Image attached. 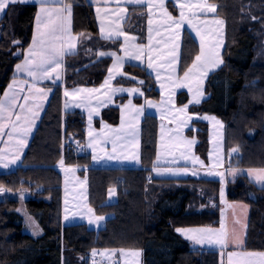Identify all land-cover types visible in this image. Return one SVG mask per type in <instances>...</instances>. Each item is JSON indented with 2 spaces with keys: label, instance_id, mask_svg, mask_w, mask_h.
<instances>
[{
  "label": "trees",
  "instance_id": "16d2710c",
  "mask_svg": "<svg viewBox=\"0 0 264 264\" xmlns=\"http://www.w3.org/2000/svg\"><path fill=\"white\" fill-rule=\"evenodd\" d=\"M74 8V32L91 34L65 64L64 84H48L53 94L29 144L21 165L0 169V187L9 192L24 188V201L36 221L37 233L26 231L20 200L0 199V264H90L89 255L99 249L140 250L142 264H221L218 250L194 249L176 229L191 226H218L220 209L209 207L220 201L221 181L215 179H153L150 167L156 157L160 119L147 115L143 121L142 162L139 168L91 167L88 155H77L69 146L85 140L83 113L63 110V89L78 85H100L111 58L97 60L100 50H120L121 42L105 40L98 33L92 4L68 0ZM217 13L226 23L223 66L207 81L209 97L193 112L220 117L226 125V148H237L229 166L240 169L264 168V0H215ZM37 10L34 3L11 4L0 24V98L13 78V67L31 41ZM143 10V9H142ZM255 17V19H253ZM144 26L145 18H141ZM144 33V30L142 34ZM18 41L19 43H15ZM197 41L188 32L183 39L181 73L194 62ZM127 73L144 79L150 96H158L155 78L142 66L127 64ZM119 83H127L123 78ZM190 99L187 91L177 96V104ZM106 108L102 118L119 121V104ZM197 153L207 159L210 147L207 124L197 131ZM88 166L91 204L99 213L109 214L105 227L95 230L85 223L63 225L62 183L58 167ZM43 185L45 192H35ZM112 188L118 200L108 203ZM1 192V191H0ZM3 192V191H2ZM228 200L251 206L245 249L264 251V188L246 175L228 186Z\"/></svg>",
  "mask_w": 264,
  "mask_h": 264
},
{
  "label": "crops",
  "instance_id": "0c3cea01",
  "mask_svg": "<svg viewBox=\"0 0 264 264\" xmlns=\"http://www.w3.org/2000/svg\"><path fill=\"white\" fill-rule=\"evenodd\" d=\"M88 3L92 4L94 9V14L96 18L98 33L101 38L105 40H117L121 42L120 50H100L97 53V60L104 58H111V64L109 66L108 72L105 79L100 85L89 86V85H78L75 87H65L63 89V110L65 112H81L85 117V140L82 143L87 149V155L91 161V167H106V168H139L143 166L142 162V134H143V121L147 115H154L160 119L158 127V137H157V151L156 157L153 165L150 167V176L153 179H215L221 181L222 188L225 187V192H220L221 200V212H220V222L218 226H191V227H181L182 229H203L211 228L214 230H220L221 225H224L225 230L230 235V209L231 203H238V207L233 208V212L242 210L240 219L245 217L247 221L249 220L251 213V206L245 201H230L228 200V186L230 182L238 180L241 175H246L248 170L251 169H240L237 167L229 166V161L233 157L235 152H228L226 148V125L225 122L218 116L199 113L192 111L193 108L201 104L210 95L207 88V84L202 85L201 90H203V95L199 98L200 103H193V95H190V99L186 104H177V96L181 91L182 87L179 89H171V96L166 98L164 96L162 82L165 81L168 84L183 76L181 73V58L183 51V39L185 33L188 32L197 41L199 46V52L197 55L201 54V37L203 36V49L204 46H211L214 42V30L215 27H220L217 24L212 23L215 19H221L218 16L217 10L215 13H208L206 16L200 15V19L207 20V25L200 24L198 21L194 20L193 23L196 27L185 22L183 26L178 30V38H173L175 34V29H169L168 24L165 22L162 12L157 8L149 9L147 4H130L127 0H86ZM155 3L156 0H151ZM199 0H191V3H198ZM19 3V2H18ZM37 5V10L35 17L39 13L40 5L32 0V2ZM64 4L71 5V15L68 17V28L73 36L77 38L76 47L73 54L78 53L79 47L83 44L84 40H89L91 34L80 35L74 32V8L73 5L68 0H63ZM209 3L215 4L218 8V4L215 0H209ZM27 4V3H25ZM11 5V4H10ZM9 5V6H10ZM165 6L169 13L173 17H179V7L173 4V0H165ZM50 8H61L63 5L59 2L49 4ZM9 9V8H8ZM8 9H5L4 14H0V24L3 17L6 15ZM143 9V10H142ZM195 8L192 12H196ZM186 15L188 13L186 12ZM141 18H145L144 26L141 22ZM149 20L152 21L149 24ZM224 21V20H223ZM151 28V32H149ZM225 28V46H226V23L222 31ZM103 29V30H102ZM117 29L121 30L124 35L116 37L115 33ZM197 29H199L200 34H197ZM144 30V33L142 34ZM36 34V24L35 18L33 22V33L32 38L28 46L24 49L21 59L13 67V80L16 81L15 91L18 92L19 99L16 106L17 111L19 110V105L24 104L23 97L25 95L29 96L28 103L25 105V112L21 116V121L19 122L20 127L17 132L13 134V139L9 140L7 132L10 130L7 122H5L4 133L0 135V151L2 152H27L29 144L42 120L44 112L48 106L50 98L53 94V88H50L48 84H64L65 82V64L66 58L69 55L65 54L63 58V64L57 69V72L61 73L60 79H55V73H53V79H45L36 81L37 88L42 89L43 92L47 93L45 97L41 92H38L35 88L29 93L28 89L33 83L31 77L28 76L26 72H17L16 65L23 64L25 57L27 56V49L31 47L33 38ZM111 35L113 38H108ZM125 36L128 38V43H124ZM59 43V42H57ZM136 45L146 46L143 48V54L140 59L133 60L128 55L129 53H135L139 51ZM174 45H178L177 48V60L179 62V67L169 64L172 60V49ZM225 49V48H224ZM209 51L204 49V52ZM111 53L115 52L116 56L104 55L100 56L99 53ZM224 52V50H223ZM117 57L123 58V63L121 67L114 68L113 65L117 63ZM151 57L153 68H147V60ZM195 61V59H194ZM127 64H134L142 66L148 73H150L156 80V89L159 92L158 96H150L149 89L145 86L144 79L137 77L136 75L127 73L125 67ZM193 64V63H192ZM192 66V65H191ZM190 66V67H191ZM189 67V68H190ZM175 68V72L172 69ZM157 72H159V78H157ZM112 75L113 79L108 85H105V80ZM211 75V74H210ZM134 77L135 79H132ZM125 79L127 83H119V79ZM209 78V77H208ZM140 81H143L141 84ZM208 81V80H207ZM9 84V85H10ZM133 89L138 88L143 95H139L135 92L128 91H112L113 89ZM23 89V91H20ZM76 89H82L75 96L68 95L65 96V91L72 93ZM50 90V91H49ZM98 90V91H89ZM186 90V89H184ZM8 91V87L4 92ZM205 91V93H204ZM3 92V93H4ZM188 92V91H187ZM1 95L0 100H5L4 95ZM201 93V92H200ZM168 94V92H167ZM12 93H9V98ZM109 97L111 99L109 100ZM125 97V100L120 103V115L119 121L112 124L102 118L104 110L110 106H116L117 100L119 98ZM146 101L148 103H146ZM80 104V107L76 105ZM186 106V112L181 113L178 110ZM31 109V111H28ZM140 111H137V110ZM91 114V121L89 120V115ZM203 117H209V119H204ZM218 117V118H217ZM14 118V117H13ZM215 118V119H212ZM219 119V120H218ZM216 121L220 123L217 124ZM207 124L209 129V141L210 147L208 151L207 159L203 158L197 153V146L199 144V138L197 136V131L200 130V124ZM222 125V127H221ZM24 140L23 145H19L18 141ZM115 141L117 147L113 151L112 143ZM188 141H194V143L189 144ZM91 144V146H89ZM25 155V154H24ZM23 155V156H24ZM113 159H109V157ZM138 157V159H137ZM196 158L198 161H203V166L200 165L198 161L193 162ZM207 160V161H206ZM222 161V163H217V161ZM22 162V160H21ZM17 164L10 163L7 168L0 165L1 170L13 169L18 166ZM60 169L63 171L67 168L73 167V169H86L88 166H67L64 163L60 164ZM236 169L237 174L235 177L231 176L230 170ZM177 170L180 174H173ZM186 170V174H185ZM196 172V175H192ZM209 172L213 174H209ZM81 173V171H80ZM214 173H223V177L215 175ZM83 174V173H81ZM203 174H207L204 177ZM85 175V174H83ZM226 180V182L224 181ZM250 180V179H249ZM251 181V180H250ZM252 182V181H251ZM254 183V182H252ZM259 188H264L257 183H254ZM221 188V189H222ZM223 193V195H221ZM226 194V198H225ZM109 193L107 202H109ZM105 214V213H101ZM109 215V214H106ZM234 218V216H233ZM63 225H70L63 222ZM79 223H85L90 228L96 229L88 224V221H81ZM104 223V222H103ZM249 223V222H248ZM76 224V223H71ZM102 224V223H101ZM100 226V225H99ZM248 231V230H247ZM184 239H186L193 248L197 249H211L218 250L222 256L221 264H264V260L261 257L252 256L249 257L247 253H264V251H254L245 249L246 245V233L243 230L239 234L235 235L242 240V244L235 245L229 243L227 247L221 249L217 244H198L195 240L188 239L185 235L178 232ZM191 235L197 236L200 233H190ZM111 251V250H110ZM121 251V250H119ZM129 251L126 255L130 256L133 251L140 250H123ZM141 252V251H140ZM237 253L229 261L228 254ZM122 264V260H120ZM138 264H142L139 261Z\"/></svg>",
  "mask_w": 264,
  "mask_h": 264
},
{
  "label": "snow or ice",
  "instance_id": "6c2138e0",
  "mask_svg": "<svg viewBox=\"0 0 264 264\" xmlns=\"http://www.w3.org/2000/svg\"><path fill=\"white\" fill-rule=\"evenodd\" d=\"M29 3L32 2V0H0V14L5 13V9L9 8L10 4H16V3ZM36 3L40 5L39 13L35 17V24H36V34L33 38L32 45L27 49V56L25 57L23 64L16 65V71L17 72H26L29 77L32 78L33 83L30 85L28 91L29 93L32 91V89H36L38 92H41L45 97L47 96L46 92H43L42 89L37 88L36 81L45 80V79H53V73H55V79L61 78V73L57 72V69L61 67L63 64V58L65 54H73L75 47H76V41L77 38L71 34L68 28V17L71 15V5L70 4H64L63 0H35ZM61 3L63 7L61 8H50L48 7L49 4L53 3ZM127 3L130 4H147L149 6V9L151 8H157L159 9L163 17L165 19V22L168 24L169 29H175L174 39L178 38L179 35V29L183 26L185 22L188 24H191L193 27H196V24L193 23L194 20L198 21L200 24L207 25L208 21L204 19H200V15L202 14L206 16L208 13H215L217 10V6L215 4L209 3V0H199L198 3H191V0H173L174 5H178L179 7V17H173L171 13L168 12L166 6H165V0H156L155 3H152L151 0H127ZM195 8L197 11L192 12V9ZM186 12L188 15H186ZM255 19V17H253ZM152 21L149 20V24H151ZM212 23L217 24L220 26L221 31L224 25V21L221 19H215L212 21ZM103 30V29H102ZM149 32H151V28H149ZM197 34H200L199 29H197ZM83 35V34H81ZM124 35V33L117 29L115 36L119 37ZM108 38H113L111 35H109ZM59 42V43H57ZM15 43H19L16 41ZM124 43H128V38L125 36ZM223 43L222 38L217 40L214 45L209 49L207 53L204 52L203 49V36L201 37V54L197 55L195 57V61L193 62L192 66L188 68L186 71H184L183 76L184 80L177 79L174 81L175 87H186V81L189 77V74L193 72V70H197L200 72L202 76H206L208 71L212 68L219 67L221 64H223V59L220 56L219 47ZM137 49L139 51H136L135 53H129L126 51V55H128L133 60L140 59L141 55L143 54V48L146 46L142 45H136ZM177 48L178 45H174L172 49V60L169 61L170 65H174L177 60ZM100 56L109 55V56H116L115 52L111 53H99ZM123 63L122 57H117V63L113 65L114 68L121 67ZM147 68L151 69L153 68V63L151 57L147 60ZM173 72H175V68L172 69ZM157 78H159V72H157ZM113 79V76L110 75L107 80H105V85H108L109 82ZM132 79H135L132 77ZM142 84L143 81H140ZM163 87V85H162ZM16 88V81L13 80V83L8 86V91L4 92L3 95L6 98L7 103L5 100H0V135L5 134L4 133V127L5 122H7L10 130L6 133L9 140L13 139V134L17 132V129L20 127L19 122L21 121V116L25 112V105L28 103L29 96L25 95L23 97L24 104L19 105V110L17 111V104L19 95L18 92L15 91ZM191 91V89H189ZM20 91H23V89H20ZM50 91V90H49ZM83 91L82 89H76L74 92L69 93L65 91V96L73 95L75 96L77 92ZM89 91H98V90H89ZM112 91H128V92H135L139 95H143L142 92L138 88L133 89H113ZM12 93L11 97L9 98V93ZM200 96L203 95V93H199ZM111 97H109V100ZM146 103H148L146 101ZM193 103H200V99L198 97H194ZM77 107H80V104L76 105ZM28 111H31V109H28ZM137 111H140L139 109ZM181 113L186 112V106L182 107L178 110ZM14 117V118H13ZM204 119H209V117H203ZM215 119V118H212ZM89 120L91 121V114L89 115ZM217 124H219V121H216ZM222 127V125H221ZM25 143L24 140H19L18 144L23 145ZM189 144L194 143V141H188ZM91 146V144L89 145ZM116 143L113 141L112 148L113 151L116 150ZM232 152L238 153L239 149L233 148L231 149ZM20 158V153L17 152L15 155V159L11 161V163H15V160H18ZM109 159H113V157H109ZM138 159V157H137ZM198 161V158H196L193 162L195 163ZM201 166H203V161H198ZM61 165L63 164V160L60 161ZM217 163H222V161H217ZM0 165L7 168L9 166V161L7 158V154L0 151ZM173 174H180V171L177 170ZM186 174V170H185ZM196 172H193L192 175H196ZM209 174H213L209 172ZM215 175H219L223 177V173H214ZM231 176L235 177L237 174L236 169H231L230 173ZM248 176L252 177V181L255 183L260 184L262 187H264V168L262 169H251L248 170L246 173ZM0 191H4L2 187H0ZM115 192V189L110 190V195ZM223 195V193H221ZM92 210L89 209V212ZM96 220H103V216H97L95 218ZM92 222L91 220L89 221ZM177 232H180L181 234L185 235L188 239L195 240L198 244H217L221 247V249H224L228 246L229 243L240 245L242 244V240L235 235V233L232 234V237L230 239L229 233L225 230L224 225H221L220 230H214L211 228H203V229H182L178 228L176 229ZM200 233L201 235H191L190 233ZM123 253V250H121ZM141 253L140 251H133L131 255L133 256H139ZM95 255V252L93 253ZM234 255H237V253H229L228 259L231 261L232 257ZM249 257L252 256H259L262 260H264V253H247L246 254Z\"/></svg>",
  "mask_w": 264,
  "mask_h": 264
},
{
  "label": "rangeland",
  "instance_id": "374dc122",
  "mask_svg": "<svg viewBox=\"0 0 264 264\" xmlns=\"http://www.w3.org/2000/svg\"><path fill=\"white\" fill-rule=\"evenodd\" d=\"M223 40V43L219 47L220 56L223 59V50L225 48V28L223 31H221L220 27H215L214 30V42L209 45V49L216 43L217 40L221 39ZM207 46H204L205 50H208ZM174 67H179V62H176ZM223 64H221L219 67L212 68L208 71L206 76H202L199 71L193 70L192 73L189 74V77L186 81V87H182L181 91H188L190 95H193L194 97L200 98L199 95L200 92L203 93V90H201L202 85L207 84L208 77L213 72L219 70ZM180 80H184V76L179 78ZM163 85V92L164 96L166 98H169L171 96V89H179L181 87H175L174 82L172 84H168L165 81L162 82ZM186 89V90H184ZM191 89V91L189 90ZM168 92V94H167ZM205 93V91H204ZM215 116V115H214ZM218 118V117H217ZM219 120V119H218ZM7 154L8 161H11L15 159V155L17 152H4ZM20 158L18 160H15L14 165H19L21 163V160L23 159V155L26 152H19ZM207 161V160H206ZM258 169V168H256ZM262 169V168H261ZM204 177H207V174H203ZM249 179L252 181V177L249 176ZM226 182V180H224ZM253 182V181H252ZM255 183V182H254ZM258 184V183H257ZM260 185V184H258ZM115 189V192L110 195V190ZM109 190V199L110 201L108 203H114L118 200V191L116 188H112ZM222 192H225L226 188L223 187ZM30 197V191L28 188H24L17 192H9L4 190L3 192H0V199H6V198H16L20 200L19 205V212L24 216V222H25V229L27 232L35 234L37 233L36 230L38 228V225L36 221L29 215L27 212L24 201ZM226 198V194H225ZM232 202V201H231ZM237 202V201H236ZM231 209H230V228L229 232L230 235L233 233L239 234L243 230L246 233L247 237V230H248V222L247 219L242 217L240 219V215L242 214V210L233 212V208L238 206V203H231ZM89 209L92 211L89 212ZM97 216H103V220H96L95 218ZM234 216V218H233ZM62 217L63 222L66 224L71 223H79L81 221H88V224L92 227L99 229L100 227H105L107 219L110 217V215L101 214L93 207L91 204V200L89 197V180L88 175L81 174L80 170L73 169V167L67 168L63 171V183H62ZM92 221L91 223L89 221ZM104 222V223H103ZM102 223V224H101ZM100 225V226H99ZM197 249V248H194ZM103 255L110 261L113 262L117 258L122 260V264H138L139 261H142V252L141 254L137 256H133L130 253V256L126 255L129 253V251H123V253L119 250H100Z\"/></svg>",
  "mask_w": 264,
  "mask_h": 264
},
{
  "label": "built area",
  "instance_id": "2783aa9c",
  "mask_svg": "<svg viewBox=\"0 0 264 264\" xmlns=\"http://www.w3.org/2000/svg\"><path fill=\"white\" fill-rule=\"evenodd\" d=\"M70 149L74 150L75 152H80L81 154H85L86 153V150L84 148H78V147H76L74 145H71ZM148 180H149V182L152 181V179L150 177H149ZM38 190L44 191V187L41 186V187L36 188V191H38ZM90 261H91L92 264H109L108 261L106 260L105 256L102 255L101 252H95V255H93V253H92L91 257H90Z\"/></svg>",
  "mask_w": 264,
  "mask_h": 264
},
{
  "label": "water",
  "instance_id": "95a60500",
  "mask_svg": "<svg viewBox=\"0 0 264 264\" xmlns=\"http://www.w3.org/2000/svg\"><path fill=\"white\" fill-rule=\"evenodd\" d=\"M117 263L119 264V261H117Z\"/></svg>",
  "mask_w": 264,
  "mask_h": 264
}]
</instances>
